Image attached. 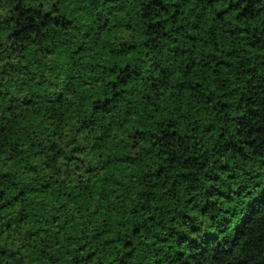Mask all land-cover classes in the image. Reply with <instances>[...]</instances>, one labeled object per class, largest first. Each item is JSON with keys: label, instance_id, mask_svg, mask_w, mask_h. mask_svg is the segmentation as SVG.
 Wrapping results in <instances>:
<instances>
[{"label": "trees", "instance_id": "obj_1", "mask_svg": "<svg viewBox=\"0 0 264 264\" xmlns=\"http://www.w3.org/2000/svg\"><path fill=\"white\" fill-rule=\"evenodd\" d=\"M0 264H264V0H0Z\"/></svg>", "mask_w": 264, "mask_h": 264}]
</instances>
